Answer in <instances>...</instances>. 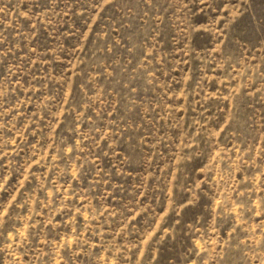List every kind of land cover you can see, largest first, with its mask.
Masks as SVG:
<instances>
[{
    "label": "rangeland",
    "instance_id": "rangeland-1",
    "mask_svg": "<svg viewBox=\"0 0 264 264\" xmlns=\"http://www.w3.org/2000/svg\"><path fill=\"white\" fill-rule=\"evenodd\" d=\"M0 264H264V0H0Z\"/></svg>",
    "mask_w": 264,
    "mask_h": 264
}]
</instances>
